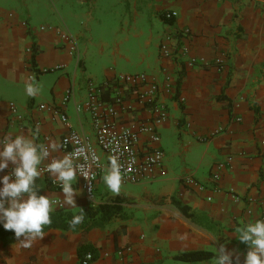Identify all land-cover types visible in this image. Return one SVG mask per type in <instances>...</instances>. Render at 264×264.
<instances>
[{"label":"crops","instance_id":"0c3cea01","mask_svg":"<svg viewBox=\"0 0 264 264\" xmlns=\"http://www.w3.org/2000/svg\"><path fill=\"white\" fill-rule=\"evenodd\" d=\"M115 3H120L117 13ZM167 10L177 12L171 23L162 16ZM183 29H189L187 37L178 35ZM60 31L77 39L79 60L60 40ZM167 36L170 48L176 42L187 45L189 56L203 57L209 65L188 66L186 56H162L159 46ZM215 59L221 60L220 70ZM140 72L159 83L167 106L168 117L158 126L166 175L121 184L117 194L102 172L93 199L77 175L73 206L64 204L61 188L51 185L55 175L41 173L38 194L59 199L65 210L119 195L127 218L88 231L51 228L27 248L7 236L0 240V264H79L81 246L95 250L92 264H215L221 245L232 264L236 257L243 264L248 245L238 249L237 230L264 219V0H0V139L23 134L48 144L54 159L62 158L59 140L68 129L94 140L83 108L88 81ZM165 76L173 92L164 91ZM29 82L39 86L35 97L26 94ZM68 88L73 97L64 124L54 109ZM130 99L131 108L120 114L122 123L151 117ZM11 105L20 117L11 113ZM218 163L224 166L214 180ZM13 167L9 161L0 176ZM185 176L202 189L187 184ZM172 197L188 206L190 217ZM192 250L213 256L196 262L175 257Z\"/></svg>","mask_w":264,"mask_h":264},{"label":"built area","instance_id":"2783aa9c","mask_svg":"<svg viewBox=\"0 0 264 264\" xmlns=\"http://www.w3.org/2000/svg\"><path fill=\"white\" fill-rule=\"evenodd\" d=\"M162 16L167 21L174 20L177 12L167 10L163 12ZM47 28L45 26L40 27L41 30ZM188 34L189 29H183L178 33L181 37H187ZM58 36L67 47L68 52L79 60V43L77 39L68 31H60ZM169 39L167 36L166 40L160 43L159 51L162 56L179 58L186 56L185 64L188 66L209 65L203 57L189 56L187 45L178 46L176 42L170 48L167 41ZM28 51H31V49L28 48ZM214 64L218 70L222 68L221 60L215 59ZM163 87L165 92H173L174 86L170 77L165 76ZM129 96L133 97L137 104L150 112L151 117L149 119L138 120L131 124L121 122V112L131 108V102L128 101L131 100ZM72 97L73 89L68 88L61 99L59 107L54 109V115L64 124H68L66 107ZM76 107L80 109L81 105ZM83 108L91 118L94 140L91 141L89 137L68 129L59 140V148L63 155L78 152L76 156H73V162L75 166L83 167L84 171L89 174L90 179L88 180L78 173L82 188L89 199L94 198L95 181L104 172L113 156L118 158L121 165V184L136 183L166 175L163 165L164 151L159 145L158 126L167 119L168 110L166 104L160 98V86L156 80L140 72L117 74L113 78L100 83L88 81ZM10 111L15 116L20 117L14 105L10 106ZM44 145L48 148L49 156L44 159L45 162L39 168L41 173L49 174L47 165L54 158L50 154L48 144L44 143ZM102 155H104L105 160ZM223 166V163L215 165V172L212 173L214 180H218V171ZM183 179L190 186L202 189V186L193 177L185 176ZM50 183L57 188H61L56 178L51 179ZM50 200L54 202V207L62 208L59 199L50 198ZM261 219H263L262 216ZM125 250L128 251L130 248L127 247ZM122 253V251L118 252L119 255H122ZM93 261L92 253L88 251L80 258L79 264H92Z\"/></svg>","mask_w":264,"mask_h":264},{"label":"clouds","instance_id":"9594fccd","mask_svg":"<svg viewBox=\"0 0 264 264\" xmlns=\"http://www.w3.org/2000/svg\"><path fill=\"white\" fill-rule=\"evenodd\" d=\"M39 90L34 83L26 84L25 91L29 97H35ZM77 154L53 159L47 165L48 173L54 174L60 184L63 203L73 206H76L74 194H78L73 184L78 173L90 179L83 167L74 165L73 156ZM48 156L49 151L44 144H38L23 134L0 139V170L8 168L9 161L14 165L9 174L0 176V225L13 231L17 241L25 248L31 247L36 238H43L44 226L51 224L50 212L54 202L47 195L38 194L36 187V178L41 175L39 166ZM102 179L113 193H119L122 176L117 157L110 159ZM83 213L81 209V214L73 217L70 227L74 228L83 221ZM237 231L239 241L248 245L243 264H264V219L244 223ZM215 264H232L231 253L223 245L216 249ZM236 264H240L238 257Z\"/></svg>","mask_w":264,"mask_h":264},{"label":"trees","instance_id":"16d2710c","mask_svg":"<svg viewBox=\"0 0 264 264\" xmlns=\"http://www.w3.org/2000/svg\"><path fill=\"white\" fill-rule=\"evenodd\" d=\"M165 21L168 23L172 22V20L169 21L165 20ZM31 50H32V54L30 58V63L32 66H34L35 47H32ZM178 86H179V81H177L176 83V89L178 88ZM219 98H222V96H219ZM121 201H122V197L116 195L114 197L107 199L102 203H98L95 205H91L87 208H84L83 221L80 224L76 225L74 228L70 227V221L73 219L74 216L81 214V209L75 212L65 210L64 208L53 209L50 212L51 224L44 226V231L51 228H57L61 230H72V231H88L94 228H103L116 217H119L121 219L127 218V213L124 212V208L121 204ZM172 203L185 216L188 217L191 216V212H189L188 206L182 204L175 197H172ZM7 236H14L13 231L5 230L2 227V225H0V240H4ZM236 241L238 244V249L246 250V248L244 247H246L247 244L241 243L238 237L236 238ZM88 251L92 253L93 259H95L96 258L95 250L89 246H81L79 248L80 258L84 255V253ZM212 256L213 253L210 251L192 250V251L181 252L177 254L175 257L176 259L184 262H196V261L209 260L212 258Z\"/></svg>","mask_w":264,"mask_h":264},{"label":"rangeland","instance_id":"374dc122","mask_svg":"<svg viewBox=\"0 0 264 264\" xmlns=\"http://www.w3.org/2000/svg\"><path fill=\"white\" fill-rule=\"evenodd\" d=\"M119 8H120V3H115V5H113V9H115V12L117 13L119 11ZM178 162H180L178 160ZM182 162L179 163V165H181Z\"/></svg>","mask_w":264,"mask_h":264}]
</instances>
